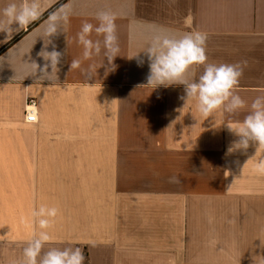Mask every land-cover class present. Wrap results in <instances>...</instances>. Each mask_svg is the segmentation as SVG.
Instances as JSON below:
<instances>
[{
	"label": "crops",
	"instance_id": "1",
	"mask_svg": "<svg viewBox=\"0 0 264 264\" xmlns=\"http://www.w3.org/2000/svg\"><path fill=\"white\" fill-rule=\"evenodd\" d=\"M10 2L0 0V9ZM64 5L67 20L47 46L62 53L59 71L40 77L33 62L45 63L38 53L48 18ZM101 11L115 15L114 68L103 45L85 59L77 38L84 22L98 26ZM195 31L207 35V63L243 66L235 91L246 108L204 117L195 100L181 99L183 84L147 85L144 50L153 37ZM89 38L103 41L94 29ZM3 39L0 264H21L40 231L31 212L41 204L79 206L77 226L63 237L48 229L44 250L79 247L85 264H264V175L254 171L264 146L229 152L239 137L226 124L242 121L264 95V0H41L40 17ZM74 59L81 65L70 69ZM203 68L193 65L185 78ZM29 99L36 123L25 120ZM55 173L96 183L34 186Z\"/></svg>",
	"mask_w": 264,
	"mask_h": 264
},
{
	"label": "clouds",
	"instance_id": "2",
	"mask_svg": "<svg viewBox=\"0 0 264 264\" xmlns=\"http://www.w3.org/2000/svg\"><path fill=\"white\" fill-rule=\"evenodd\" d=\"M68 14L69 6L64 5L49 15L46 27L48 43L44 44V49L38 53L45 63L40 66L33 62L36 72L39 69L41 73L40 77L57 76L62 53L56 50L54 44L51 51L47 50V46L52 44L50 37L61 31V25L66 22ZM40 15L41 0H11L3 9H0V33L4 34L3 41L6 42L14 33L38 19ZM96 19L99 21L98 26L94 28L93 24L86 21L77 33L78 42L84 49L83 57L89 59L93 54L99 55L103 45L107 64L114 68L112 61L120 50L115 15L109 11H101ZM93 29L97 35L103 36L102 42L89 38ZM206 40L207 35L199 31L188 32L181 36L155 35L144 50L149 63L147 85L155 88L160 85L183 84L186 95L181 99L185 100V103L195 100L196 109L204 117L211 116L217 110L235 114L247 107L246 101L235 91L239 78L243 74V66L239 63H207ZM138 60L142 66V59L138 58ZM80 65L81 61L74 59L71 61L70 69H77ZM193 65H203L204 68L198 79L189 81L185 76ZM226 124L228 130L239 137L229 152L233 149L247 150L250 142H258L259 146H264V95L253 99L250 110L242 121ZM254 171L264 175V159L256 163ZM170 180L179 182L177 177H171ZM57 214V207L46 204H41L32 210V220L38 225L40 231L34 233L27 242V246L23 249L21 264H85L84 252L79 247L44 250L45 244L51 240L48 229L52 226Z\"/></svg>",
	"mask_w": 264,
	"mask_h": 264
},
{
	"label": "rangeland",
	"instance_id": "3",
	"mask_svg": "<svg viewBox=\"0 0 264 264\" xmlns=\"http://www.w3.org/2000/svg\"><path fill=\"white\" fill-rule=\"evenodd\" d=\"M60 169L62 170V168ZM37 177L38 184H34V186H95L96 183V176L55 173L53 175H39ZM57 208L58 214L53 222L54 227H50L49 231H56L57 234L63 237L65 236L64 232H66L68 228L71 229V226H77V222L75 221H77L80 214V208L79 206L70 204ZM34 209H36V207H34ZM64 246H66V244L62 245V247Z\"/></svg>",
	"mask_w": 264,
	"mask_h": 264
},
{
	"label": "built area",
	"instance_id": "4",
	"mask_svg": "<svg viewBox=\"0 0 264 264\" xmlns=\"http://www.w3.org/2000/svg\"><path fill=\"white\" fill-rule=\"evenodd\" d=\"M25 120L29 123H36L39 120V108L34 99H29L26 104Z\"/></svg>",
	"mask_w": 264,
	"mask_h": 264
}]
</instances>
